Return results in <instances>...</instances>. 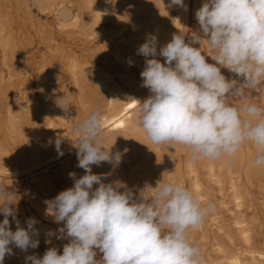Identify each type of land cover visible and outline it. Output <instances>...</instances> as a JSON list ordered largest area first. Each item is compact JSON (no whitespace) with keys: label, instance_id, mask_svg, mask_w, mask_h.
<instances>
[{"label":"clouds","instance_id":"1","mask_svg":"<svg viewBox=\"0 0 264 264\" xmlns=\"http://www.w3.org/2000/svg\"><path fill=\"white\" fill-rule=\"evenodd\" d=\"M171 3L187 10L184 0ZM195 18L197 31L174 33L159 50L157 36L148 34L137 49L145 58L142 86L150 94L136 100L133 122L152 144L182 145L193 161L235 158L251 145L253 165L264 168V106L257 103L264 96V0H203ZM56 104L64 111L71 105L65 95ZM72 134L84 174L70 172L73 186L45 201L53 222L61 225L46 235L68 243L62 253L53 246L42 256L28 255L25 264H204L189 233L215 211L214 202L179 181L138 190L93 173V165L115 168L122 162L121 152L102 144L99 106L73 122ZM61 142L55 143L63 155ZM14 197L0 184V264L14 255L13 247L27 252L39 246L38 221L28 218L21 226Z\"/></svg>","mask_w":264,"mask_h":264},{"label":"bare ground","instance_id":"2","mask_svg":"<svg viewBox=\"0 0 264 264\" xmlns=\"http://www.w3.org/2000/svg\"><path fill=\"white\" fill-rule=\"evenodd\" d=\"M7 1L9 4L5 5V11L2 10V3L0 2V96L6 100V122L5 124L0 123V132L5 131L7 134V136L0 137V184H2V175L26 171L29 175V183H33L29 187L42 188L46 184L49 186L50 179L48 171H45L46 168H41L45 172L43 176H41L42 174L34 173L32 169L53 157L56 159L57 156H60L58 151L52 153L51 149H48L52 154H55L42 159L35 146L32 143H27V135L35 136V127L38 126L37 123L29 124V117L33 114L32 104H34V98L29 91L31 82L35 84V88L41 96V102L44 105L43 116L48 117L47 119L51 118V121L47 122V128L53 126L54 122L63 121L64 126L61 134H59L60 136L54 137L62 140L60 151L63 152V156H66L69 150H73L76 140V137L72 134L73 124L65 120L67 111H65L64 117V110H60L61 108L56 104V100L63 93V91H60L61 75L59 73L64 71L70 73L73 84L77 89H84L89 93H98L104 96L102 111L105 136L102 144L106 149L112 146L111 151L113 153L117 151L122 153V162L115 168L107 162H102L99 166H92L99 174H108L105 182H113L109 179L115 176L121 180H128L129 187L143 190L149 186L154 188L161 180L179 181L185 184L187 179L189 188L199 195L200 198H204L206 191L204 181L201 178L203 171L200 174L199 167L201 166L205 169L206 180L220 186L222 178H224L221 175V171L224 168L229 170L234 164H237V159L241 160L244 158V154L239 155L238 153L235 158L231 159L224 157L216 160L201 159L193 161L187 148L185 149L184 159L180 156L175 157V152L177 151L174 149L175 146H173L174 148L172 147L173 150L163 152L161 147L152 144L133 122L134 110L137 106L136 100L142 102L150 94L149 90L142 86L143 82L140 72L144 68L145 58L137 54V49L145 42L148 34L157 36L159 41L157 47L159 50L160 46L171 40L174 33L179 31L187 33L189 12L192 15V19H190L192 20L190 21L192 22L190 26L192 30L190 32L197 31L199 25L195 18V10L201 6L203 0H184L187 5L186 11L179 6L173 5L171 0H32L41 13H46L53 18L55 21L54 29H51L46 23H29L28 27L26 21H17L14 17L20 18L18 16L19 11L27 9V0ZM123 32L127 33L124 34ZM55 33L58 35L76 34L82 37L88 46L91 43H97L96 52L91 54L94 59L67 49L68 47H64L57 41ZM34 39L38 45L41 44L45 47V53H43L41 61L37 62L36 65L32 64L33 57L30 52V45ZM187 39L188 35L186 34V41ZM84 50H89V48ZM202 50H205L206 54H208L206 45L202 46ZM97 54L98 56H96ZM96 58L100 61L107 60L108 65L101 66V70L99 68L93 70L92 67L96 66L95 63L98 62ZM158 59L162 63L164 62L163 57H158ZM210 62L212 61L210 60ZM101 64H105V61H102ZM131 66L136 69L139 77L132 80L129 87L120 86L107 73V70L113 67L127 70ZM34 69L35 75H32L31 73ZM222 72L225 75L231 74L226 69H222ZM231 75L234 77V74ZM63 90V95H65L67 91ZM70 102L72 103V101ZM89 111L85 112V115ZM44 118L42 122H44ZM53 127L57 128L56 126ZM50 130H52V127ZM44 131L42 133L46 134V131ZM56 131V133H60L58 130ZM55 132H53L54 136ZM50 134L52 133H49V137L52 136ZM57 139L52 137L49 140L48 138L49 142L54 145H56ZM10 141L13 142V146L16 149L14 154H12L11 148L13 146H11ZM22 141L25 142L26 147L21 145ZM43 145L46 146L45 143ZM167 147L163 145V148ZM176 148L178 149L177 145ZM125 149L127 150L126 152ZM56 150L57 148L53 151ZM129 161L130 170L127 175L123 165ZM77 165V156H74L73 159L67 158L61 167L66 172L63 177L67 176L65 180H68L72 186L73 180L69 177V173L75 172L77 178L84 174V170ZM121 180L118 179V181ZM61 187L65 186L62 185ZM94 187H97V185H94ZM229 188L232 202L237 207L241 206L243 198L237 184L230 181ZM62 190H65V188ZM30 192L31 189L26 187V193L29 194ZM31 203L43 215V218H52L47 212V207L37 197H31ZM214 216L212 221L216 223L217 216ZM3 219V214H0V221ZM9 220L10 226L14 231L16 224L11 217H9ZM245 222L243 219L236 218L235 224L242 240L248 243L250 235ZM38 224H40L39 221ZM52 228L51 226L48 227L47 224H40L38 228L40 240L47 248L55 246L60 250L64 245L63 239L46 235L48 230L55 231ZM46 239H51V243H46ZM217 251L222 254V259L227 264H264V249L245 251L248 255L246 256V253L242 251L231 250V252H225L217 244ZM13 252L14 255L5 257L6 264H25L26 256H39L35 249L31 248L27 252H22L19 248L13 247ZM28 264H31V262L28 261Z\"/></svg>","mask_w":264,"mask_h":264},{"label":"rangeland","instance_id":"3","mask_svg":"<svg viewBox=\"0 0 264 264\" xmlns=\"http://www.w3.org/2000/svg\"><path fill=\"white\" fill-rule=\"evenodd\" d=\"M0 2L2 3V8H3L2 10L5 11V8H6L5 5L9 4L8 1L7 0H0ZM26 3L28 5L27 9H23L22 11L20 10L18 13V16L20 18L14 17V19H17V21H23V20L26 21L27 22L26 24L28 25V27H29V23H33V24H38V23L44 24V23H46L50 26L51 29H54L55 21L53 20V18L50 15H48L46 13H41L38 10L36 4L33 3L32 0H27ZM15 7H16V5H15ZM191 16H192L191 12H189L188 18H187L188 19L187 20L188 21L187 22V24H188L187 25V30H188L187 33H189V34L191 33L190 31L192 30L190 27L191 23H192V22H190V21H192V20H190V19H192ZM189 28H190V30H189ZM126 33L127 32H125L124 34H126ZM55 35H56L57 41L60 44H62L64 47H66V48L68 47L67 49H69L73 52L76 51L77 54L87 55V58L94 59V57H91V54L96 52L97 43L94 42L93 44L91 43L88 46V44H86L84 42L82 37H80L76 34H60V35H58L55 33ZM77 44H79V45H77ZM87 48H89V50H84ZM101 50H103V49H101ZM30 52H31V56L33 57L32 64L36 65L37 62L41 61V56L43 55V53H45V47H44V45H41V44L38 45L37 41L34 39L32 41V44L30 45ZM41 52H42V54H41ZM96 56H98V54ZM97 61L98 62L95 63L96 66L92 67L93 70H95V68H96V70H97V68H99L101 70V66L104 67L105 65H108L107 60H101L100 61L99 59H97ZM102 61L103 62L105 61V64H101ZM115 61H116V59H115ZM119 72H121V73H119ZM107 73L111 76V78L117 84H119L122 87H129L130 82L132 80H134L135 78L139 77L138 72L132 66L127 70L120 68V67H113L112 69H108ZM31 74L35 75V69H34V71H32ZM59 74L61 75L60 76V81H61V86H60L61 90L60 91L61 92L63 91V93H64L63 89H65L67 91V93H65V95L68 98H70V101H72V103L70 102L72 105L69 106V109L66 112V117H65V111H63V114H64L66 121L73 124V122L75 120L82 119L86 114L85 112L92 110L98 106L101 108L103 107V100H104L103 95L98 94V93H89L87 90H84V89H82V90L80 89L81 91H83V92H81L79 89H77L74 86L72 78H71L70 73L68 71H64L63 73H59ZM3 75H4V72H3ZM226 76L227 77H233V75H231V74H226ZM30 85H31V87H29V91L31 92V96L34 98V104H32L33 114L31 115V117H29V124L32 125L34 123L35 124L37 123V125L39 127L38 126L35 127L36 128V135L35 136H32L30 134L27 135V143H32L35 146L36 150L38 151L40 157L42 159H44V158H47L51 155H54L57 152V150L53 151L54 149H56V145L50 143L49 140L52 137H53V139H57L54 137H57L59 134H61L62 128L64 125H63V121L59 120L57 123L54 122L55 125L53 123V126H56L57 128H55L53 126H51L52 130H50L51 127L47 128V124L49 123L48 121H51V118L47 119L48 117L46 118V116H43L44 105L41 102L42 101L40 98L41 96L38 94V92L35 88V84L33 82H31ZM62 87H63V89H62ZM15 89H18V88H15ZM63 93H62V96H64ZM81 94H83L84 96ZM83 102H85L86 104ZM5 103H6L5 98H1V96H0V123L1 124H5V122H6V120H5L6 119ZM87 103L90 104L91 106L88 105ZM233 103H237V102L233 101ZM257 103H259L261 106H264V96H261L259 98V100L257 101ZM60 110H63V109L61 108ZM74 110H75V112H74ZM60 112L62 113V111H60ZM72 112H74V113H72ZM71 114H72V116H71ZM74 114H75V116H74ZM43 117H45L47 119L46 120L44 118V122H42ZM43 123H45L44 124L45 126L43 125ZM43 128H46V129H43ZM43 130L46 131V132L44 131L46 134L42 133ZM56 130H58V132H60V133H56L57 132ZM53 132H55V136H54ZM49 133H52V134H50L52 136L49 137L48 136ZM4 136H7V134L5 133V131H1L0 137H4ZM41 137L44 139H42ZM47 137L49 138V140ZM45 139H47V140H45ZM42 142H43V144L45 143L46 146H44L43 144L41 145ZM47 142L49 145L47 144ZM10 144H11V146H13L12 141H10ZM21 145H24V147L27 146V145L25 146L24 141H22ZM52 146H54L55 148ZM156 146H160L161 150H163V152L167 151V150H173L172 147L170 149L169 146L167 148H163V145H156ZM177 146H178V149L176 148V145H175V148L173 147L174 149L177 150V151L175 150L176 151L175 157L180 156L182 159H184L186 147H184L182 145H177ZM11 149H12V154H14L16 149L14 148V146ZM48 149L49 150L51 149L52 153L53 152H55V153L52 154L51 151H49ZM68 152H70V153L72 152V153L70 154ZM68 152H67L68 155L66 154V156L60 155V156H57L56 159L53 157L49 161H46L42 164H39L32 169L34 173H37L40 175L42 174L41 176H43V174L45 172L41 168L42 167L46 168L45 171H48V173H49L48 174L49 179H50V185L49 186L46 184L42 188L29 187V186L33 185V183L32 184L29 183V179H28L29 175L27 174L26 171L25 172L22 171L24 174L22 172H16V173L8 174V175L4 174L1 176L2 184H4L6 186V189L9 192H11L15 195L14 198L18 201L16 207H17L18 219L20 221L21 226H26L25 222L28 220V218H35L37 221H39V223L41 225H43V223L47 224L48 227L51 226V228L53 227L52 229H54V230H56L58 227L61 226V225L54 223L53 218H48V217L43 218V215L31 203V197L32 198L37 197V199L41 203H43L46 207V204H45L46 200H50V199L54 198L59 192L62 191V189H64V188L67 189V188L72 187V184L68 180H65V179H67V176L65 178L63 177L66 174V172L63 169H61V167H62V164L67 160V158L73 159V157L76 156L77 149L75 147H73V150H69ZM253 153H254V148L251 145H245L241 149V151L239 152V155L244 154V158L241 160L237 159L236 160L237 164L236 165L234 164L233 167H231L232 169L230 168L228 170L227 168H224L221 171V175H222V177L224 176V178H222V183L220 186H217L216 184H213L212 182L206 180V173L204 171L205 169L202 168L201 166L199 167L200 174L203 171V174H201V178L204 181L205 191H206V196L204 198H201V199L204 201L211 200L215 204V211L205 217L200 228L198 230H190V233H189L191 240L200 248L201 254H202L204 262H205L204 264H215V263L216 264H227L225 262V260L222 259V254L217 251V244H219L225 252H231V250L232 251H242V252L246 251L247 252L250 250L251 251L252 250L258 251L259 249L260 250L264 249V170H262L264 168H258L257 169V167H255L253 165V163H252ZM246 160H247V162H246ZM129 164H130V161L128 163L127 162L124 163V165H123L124 169H125V173L127 175L129 173V170H130ZM250 165H251V168H250ZM236 166H237V168H236ZM236 169H239V170H236ZM92 171L95 174H99V172L96 171L93 167H92ZM61 173L62 174L64 173V174L62 175ZM10 179L12 182L10 181ZM118 179L121 180L118 177L112 176L109 180L114 182V181H118ZM121 181H124L127 184V186L129 185L128 180H121ZM230 181H233L237 184L238 190L242 195L243 202H242V205L239 207L235 206L231 200V190L229 188ZM62 185L65 187H61ZM185 185L189 188L187 179H186ZM26 187L31 189V192L29 194L26 193ZM129 188H131V187H129ZM29 201H30V203H29ZM214 215L217 216L216 217V219H217L216 223L212 221V218ZM236 218L243 219L244 221H246L245 223L247 224V227L249 229V235H250V239H249L248 243H246L242 240V238H241V236L237 230V227L235 224ZM40 224H38V223L36 224L37 229L39 228ZM38 239H39V246L37 248H35V251L39 254V256H42L48 248L46 246H44V244L41 242L40 236H38ZM65 242L68 243V240L63 239V244H65ZM62 248L63 247H61V249L59 250V252H61V253H62ZM97 252H98V250H97ZM101 255L102 254H100L98 252L97 258H100ZM207 255H209V256H207ZM246 256H248L247 253H246ZM3 264H6L5 260H4Z\"/></svg>","mask_w":264,"mask_h":264}]
</instances>
